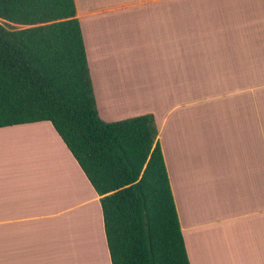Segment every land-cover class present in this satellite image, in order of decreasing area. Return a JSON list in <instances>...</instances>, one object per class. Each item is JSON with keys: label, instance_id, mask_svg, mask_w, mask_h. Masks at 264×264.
Segmentation results:
<instances>
[{"label": "crops", "instance_id": "crops-1", "mask_svg": "<svg viewBox=\"0 0 264 264\" xmlns=\"http://www.w3.org/2000/svg\"><path fill=\"white\" fill-rule=\"evenodd\" d=\"M98 115L152 113L190 264H264V0H74ZM0 264H111L48 120L0 127Z\"/></svg>", "mask_w": 264, "mask_h": 264}, {"label": "trees", "instance_id": "trees-1", "mask_svg": "<svg viewBox=\"0 0 264 264\" xmlns=\"http://www.w3.org/2000/svg\"><path fill=\"white\" fill-rule=\"evenodd\" d=\"M74 0H0V127L48 120L99 195L111 264H190L152 113L98 115Z\"/></svg>", "mask_w": 264, "mask_h": 264}, {"label": "rangeland", "instance_id": "rangeland-1", "mask_svg": "<svg viewBox=\"0 0 264 264\" xmlns=\"http://www.w3.org/2000/svg\"><path fill=\"white\" fill-rule=\"evenodd\" d=\"M0 24H2L4 27L9 28V29H13V28H18L19 27V25L11 23V22L6 21V20L1 19V18H0Z\"/></svg>", "mask_w": 264, "mask_h": 264}]
</instances>
